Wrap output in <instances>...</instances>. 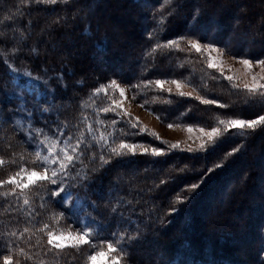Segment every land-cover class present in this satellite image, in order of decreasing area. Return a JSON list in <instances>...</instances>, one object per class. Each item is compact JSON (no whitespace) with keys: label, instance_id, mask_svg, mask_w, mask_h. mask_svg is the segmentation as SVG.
I'll list each match as a JSON object with an SVG mask.
<instances>
[{"label":"trees","instance_id":"1","mask_svg":"<svg viewBox=\"0 0 264 264\" xmlns=\"http://www.w3.org/2000/svg\"><path fill=\"white\" fill-rule=\"evenodd\" d=\"M109 5L113 17L123 8L128 13L118 33L125 41L103 24ZM192 40L264 58V0H0V264H84L104 244L130 264H264L263 207L241 217L252 224L262 219L260 229L247 230L258 236L254 251L231 252L225 239L175 243L177 232L162 234L172 232L171 210L188 218L183 231H194L199 203L228 169L242 156H264V88L245 89L210 68ZM71 41L80 50L70 55L49 49ZM175 78L206 100L154 84ZM114 80L132 87L161 120L219 127L221 134L205 150L166 158L115 155L120 141L154 143L132 118L105 111L102 87ZM255 118L260 121L251 127L229 126ZM23 168L47 172L30 195L7 182ZM260 172L263 166L247 169L239 188L255 186ZM225 196L222 205L231 212L247 204V196L237 195L235 204ZM68 224L90 242L66 250L51 245L47 233ZM156 243L159 259L141 256Z\"/></svg>","mask_w":264,"mask_h":264},{"label":"rangeland","instance_id":"2","mask_svg":"<svg viewBox=\"0 0 264 264\" xmlns=\"http://www.w3.org/2000/svg\"><path fill=\"white\" fill-rule=\"evenodd\" d=\"M120 2L112 6L117 7ZM112 6H105L102 10V15L105 18L103 24L104 26H110L114 29V33L118 34L123 30L122 21L124 17H128V13L125 9H122V14L113 17L109 12V8ZM93 7L87 8L91 11ZM93 16V14H90ZM126 36L124 33L118 34L117 38L122 41ZM125 41V40H124ZM132 44L131 40L127 42ZM47 41L42 44V49L46 48ZM190 46L196 52L204 57L206 64L216 71L226 76L227 79L235 82L237 85L249 89V90H260L264 88V58L262 59H252L234 56L222 49L221 47L214 45L212 43L203 42L200 40H192ZM50 51H57L59 55H70L73 52L80 50V47L76 46L73 41L68 42L66 47L55 48L51 46ZM127 63V61H126ZM124 62V66L126 64ZM98 69V68H96ZM115 70V69H114ZM118 70V69H117ZM154 84L169 93L185 94L189 96H194L202 100L204 97L198 93L197 89L191 86L187 81L180 79H158L154 81ZM102 93L107 102L108 108L105 111L114 112L117 115V119L124 117L132 118V122H136L140 130L144 132L154 144H149V149L147 146H141V144L130 143L127 141H120L115 144L116 154L121 152L127 155H133L134 152L148 153L153 156L154 159L166 158L167 156L173 154V151H187V150H202L209 146L215 141L216 138L221 134L219 127L205 126V125H194V124H182V123H170L161 120L153 111L147 108L144 103L138 102L137 95L132 93V87L118 81L108 82L102 87ZM117 119L114 118L115 121ZM113 120V121H114ZM259 118L252 120H235L230 123L229 126L234 127H251L252 125L259 122ZM148 130V131H147ZM146 132V133H145ZM5 142V137L0 136V147H3ZM212 145V144H211ZM242 162L240 165H233L224 175L225 180L218 181L215 185L217 190L209 192L208 195H204L202 202L199 203L197 208L196 223L194 231L182 230L181 227L185 221L187 223V217L175 218L176 212L178 210L168 212V220L166 224H170L172 227V232L164 231L162 234H171L177 232V238L174 240L175 243L182 241L185 238L194 241V239L204 238L207 240H214L216 238L225 239L224 246L228 247L231 252H249L256 248V238L257 234L248 233L247 230L251 227L253 229H260L259 224L262 223L260 217H255L256 221L254 223H249L242 220L241 217L247 214H255L262 207L264 208V202L257 204L261 201V196L264 195V174L260 172L255 178V186L250 187L249 190H243L239 188L244 178L247 169L253 168L254 166L260 169L264 167V156L258 158L257 160H249L246 156L240 157ZM162 160V159H161ZM251 161V162H250ZM163 163V162H162ZM132 174H136V170H131ZM47 178V172L45 170L39 169H20L15 177L8 178L7 182L15 183L18 190H22L30 195V191L40 182ZM8 184V183H7ZM238 184V186H236ZM9 185V184H8ZM220 186V187H219ZM237 187L234 190L232 196H225L226 190L231 187ZM223 187V188H221ZM255 188V189H254ZM239 192V193H238ZM246 193L247 195H244ZM237 195L247 196V204L244 205L243 210L240 212H231L228 210L227 206H223L222 198L225 196V201L229 200L232 203H239ZM243 196V197H244ZM31 198V197H30ZM219 198V199H218ZM263 201V200H262ZM251 209V210H250ZM262 210V209H261ZM262 214V212H260ZM171 215H174L173 217ZM176 219V220H175ZM174 222V224H172ZM264 223V222H263ZM231 224V225H230ZM238 224V225H237ZM175 227V228H174ZM193 227V226H192ZM54 231H50L48 234V242L55 246L57 249L66 250L70 248H79L84 244L90 242V237L80 230L74 228L73 226L64 225L53 228ZM212 230L213 234L210 236H205V230ZM191 230V229H190ZM235 232V233H234ZM195 235V236H194ZM154 240V239H152ZM223 246V243L220 247ZM225 247V248H226ZM254 251V250H253ZM153 254L154 258H160V251L157 247V243L152 249L142 251L141 256H146L147 254ZM87 260L84 264H130L128 263L119 250L116 249L114 245L104 244L89 255H87Z\"/></svg>","mask_w":264,"mask_h":264},{"label":"bare ground","instance_id":"3","mask_svg":"<svg viewBox=\"0 0 264 264\" xmlns=\"http://www.w3.org/2000/svg\"><path fill=\"white\" fill-rule=\"evenodd\" d=\"M101 3V2H100ZM105 9V8H104ZM102 10V9H101ZM99 11V10H98ZM110 45V44H109ZM264 159V158H263ZM255 189V188H254ZM239 193V192H238ZM247 195V194H246ZM219 199V198H218ZM231 201H232V199H231ZM251 210V209H250ZM231 225V224H230ZM238 225V224H237ZM235 233V232H234Z\"/></svg>","mask_w":264,"mask_h":264}]
</instances>
